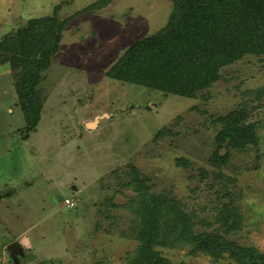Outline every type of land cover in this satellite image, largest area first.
<instances>
[{
    "label": "rangeland",
    "instance_id": "obj_1",
    "mask_svg": "<svg viewBox=\"0 0 264 264\" xmlns=\"http://www.w3.org/2000/svg\"><path fill=\"white\" fill-rule=\"evenodd\" d=\"M173 10L172 0H0V195L13 194L0 204V264H135L148 238L139 229L141 193L126 187L133 169L150 194L171 202L153 241L160 257L243 264L228 250L236 244L245 264H260L264 95L256 96L264 56L224 67L196 98L108 75L134 42L162 31ZM45 17L56 19L61 39L41 74L42 119L29 132L18 85L28 59L49 42V27L37 30ZM244 107L256 142L220 146V118ZM200 237L219 247H200Z\"/></svg>",
    "mask_w": 264,
    "mask_h": 264
},
{
    "label": "trees",
    "instance_id": "obj_2",
    "mask_svg": "<svg viewBox=\"0 0 264 264\" xmlns=\"http://www.w3.org/2000/svg\"><path fill=\"white\" fill-rule=\"evenodd\" d=\"M172 1L174 10L162 31L134 42L126 55L112 67L109 77L168 95L196 98L221 79L224 67L246 55L264 56V0ZM40 21L43 23L37 25V30L40 31L44 25L49 27V42L40 46V50L36 48L40 55L28 59L23 69V83L18 85L20 106L25 115V130L29 132L35 131L42 119L46 98L39 88L41 74L51 65L50 54L58 49L61 39L60 34L55 32V18L45 17ZM24 31L20 37L22 44L26 37H30L29 30ZM262 95L263 89L258 91L256 98L260 100ZM248 117L249 113L244 107L220 118L219 121L224 124L218 137L220 146L226 140L233 141L238 147L256 142L257 128L251 123L246 124ZM164 132L165 129L157 135L161 137ZM216 157L219 158L218 155ZM227 157L228 154L221 159L225 162ZM130 176H133V180L126 187L133 185L141 193L137 212L139 229L148 238L145 246L140 248L143 252L139 253L133 263L170 264L153 250V241L159 240V233L163 229L159 223L162 210L165 209L164 215L172 213L167 208L171 202L164 194H150L137 169H133ZM12 196L9 192L2 194L0 202ZM181 219L182 216L178 215L171 224ZM200 238L201 241H197L200 247H219L217 242L209 244L206 238ZM233 247V257L240 263H249L246 250L236 244L228 247V250ZM260 264H264V257Z\"/></svg>",
    "mask_w": 264,
    "mask_h": 264
},
{
    "label": "water",
    "instance_id": "obj_3",
    "mask_svg": "<svg viewBox=\"0 0 264 264\" xmlns=\"http://www.w3.org/2000/svg\"><path fill=\"white\" fill-rule=\"evenodd\" d=\"M95 125H96V123H91V124H89L88 126H89V127H94ZM9 250L11 251L12 256H15L16 253L19 251V246H18V244L13 243V244L9 245Z\"/></svg>",
    "mask_w": 264,
    "mask_h": 264
},
{
    "label": "crops",
    "instance_id": "obj_4",
    "mask_svg": "<svg viewBox=\"0 0 264 264\" xmlns=\"http://www.w3.org/2000/svg\"><path fill=\"white\" fill-rule=\"evenodd\" d=\"M44 105H45V103H44ZM43 115V114H42ZM2 202H0V204H1Z\"/></svg>",
    "mask_w": 264,
    "mask_h": 264
},
{
    "label": "built area",
    "instance_id": "obj_5",
    "mask_svg": "<svg viewBox=\"0 0 264 264\" xmlns=\"http://www.w3.org/2000/svg\"><path fill=\"white\" fill-rule=\"evenodd\" d=\"M69 202H70V201H69ZM69 202H68V203H69ZM70 204H71V203H70Z\"/></svg>",
    "mask_w": 264,
    "mask_h": 264
}]
</instances>
